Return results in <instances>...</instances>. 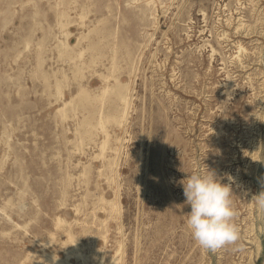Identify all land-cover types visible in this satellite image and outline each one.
Instances as JSON below:
<instances>
[{
    "label": "rangeland",
    "instance_id": "rangeland-1",
    "mask_svg": "<svg viewBox=\"0 0 264 264\" xmlns=\"http://www.w3.org/2000/svg\"><path fill=\"white\" fill-rule=\"evenodd\" d=\"M233 177L241 247L181 181ZM264 0H0V264H264Z\"/></svg>",
    "mask_w": 264,
    "mask_h": 264
},
{
    "label": "clouds",
    "instance_id": "clouds-1",
    "mask_svg": "<svg viewBox=\"0 0 264 264\" xmlns=\"http://www.w3.org/2000/svg\"><path fill=\"white\" fill-rule=\"evenodd\" d=\"M229 183H221L214 172L207 175L194 173L181 181L185 204L186 225L192 238L204 250L216 252L229 245L239 250L240 229L235 223L238 215L233 207L231 182L233 177L225 174ZM256 206L264 210V191L253 196Z\"/></svg>",
    "mask_w": 264,
    "mask_h": 264
}]
</instances>
